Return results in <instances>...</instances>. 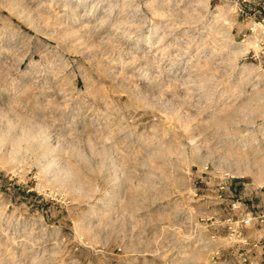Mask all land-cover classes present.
Wrapping results in <instances>:
<instances>
[{
    "label": "rangeland",
    "instance_id": "obj_1",
    "mask_svg": "<svg viewBox=\"0 0 264 264\" xmlns=\"http://www.w3.org/2000/svg\"><path fill=\"white\" fill-rule=\"evenodd\" d=\"M262 212L264 0H0V264H264Z\"/></svg>",
    "mask_w": 264,
    "mask_h": 264
},
{
    "label": "built area",
    "instance_id": "obj_2",
    "mask_svg": "<svg viewBox=\"0 0 264 264\" xmlns=\"http://www.w3.org/2000/svg\"><path fill=\"white\" fill-rule=\"evenodd\" d=\"M261 217H264V212H262ZM253 220V215L252 213H248V215H246V217L240 221H238L237 225L239 224L241 227H247L249 225H251V222Z\"/></svg>",
    "mask_w": 264,
    "mask_h": 264
}]
</instances>
